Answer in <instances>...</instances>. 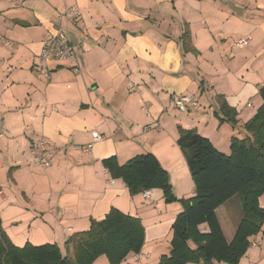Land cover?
<instances>
[{
    "label": "crops",
    "instance_id": "obj_1",
    "mask_svg": "<svg viewBox=\"0 0 264 264\" xmlns=\"http://www.w3.org/2000/svg\"><path fill=\"white\" fill-rule=\"evenodd\" d=\"M71 7L80 15L75 22L65 16ZM58 27L79 71L52 62L46 79L37 58ZM240 39L248 40L242 48L235 46ZM263 86L264 0H28L20 7L0 0L3 232L15 247L56 245L66 255L72 234L116 209L144 228L140 253L120 264H158L170 252L181 204L166 203L159 189L146 190L147 199L146 191L131 196L102 162L114 158L122 166L152 154L176 200L190 199L195 187L178 128L196 131L228 155L230 139L245 137L244 124L262 105ZM173 95L191 96L194 104L178 111ZM219 97L235 111L234 126L221 121ZM93 131L102 140L88 152L76 149L91 142ZM40 139L53 153L47 168L30 154ZM232 200L215 210L228 244L241 218L240 199ZM259 206L264 210V195ZM198 229L207 233L205 224ZM248 242L238 264H264V224ZM92 264L108 261L100 256Z\"/></svg>",
    "mask_w": 264,
    "mask_h": 264
},
{
    "label": "trees",
    "instance_id": "obj_2",
    "mask_svg": "<svg viewBox=\"0 0 264 264\" xmlns=\"http://www.w3.org/2000/svg\"><path fill=\"white\" fill-rule=\"evenodd\" d=\"M187 50L186 36L182 39ZM262 105L244 124L245 137L230 139V153L217 151L210 141L194 130L178 128L180 148L194 183V196L176 200L167 172L149 153L132 158L124 165L114 158L102 162L112 179H121L131 196L159 189L166 203L178 201L182 211L172 226L171 249L158 264L203 263L238 264L249 247L248 238L264 224L259 198L264 195V86L259 89ZM223 119L236 124L235 111L218 98ZM240 199L241 218L230 244L224 238L215 210L231 198ZM205 224L207 233L198 226ZM192 241L195 249L187 245ZM144 243L139 219L111 209L101 221L91 220L88 230L72 234L64 243L66 255L56 245L15 247L0 226V264H92L105 256L108 264H120L129 253L138 254Z\"/></svg>",
    "mask_w": 264,
    "mask_h": 264
},
{
    "label": "built area",
    "instance_id": "obj_3",
    "mask_svg": "<svg viewBox=\"0 0 264 264\" xmlns=\"http://www.w3.org/2000/svg\"><path fill=\"white\" fill-rule=\"evenodd\" d=\"M13 5L20 7L28 0H6ZM65 16L70 22H75L79 15V12L75 7H71L65 13ZM247 39H240L236 42L235 46L242 48L247 44ZM7 45H10L9 42H6ZM37 61V69L41 70L44 78H49L48 65L52 62H68L73 64L72 71L78 73V67L76 66V53L74 47L67 39L64 31L61 27H58L53 33H48L44 40L41 43L39 55ZM173 106L181 112L186 111L187 105H193V97L186 95H173L171 97ZM156 124H154L155 126ZM91 142L83 147L76 146V149H79L83 152H88L92 145L98 143L102 140V136L93 131L91 133ZM30 154L34 160L39 164L41 168H47L52 165L53 153L48 149L46 141L40 139L32 144L30 148ZM0 196H2V191H0ZM145 199L149 197V192L146 191L143 193Z\"/></svg>",
    "mask_w": 264,
    "mask_h": 264
},
{
    "label": "rangeland",
    "instance_id": "obj_4",
    "mask_svg": "<svg viewBox=\"0 0 264 264\" xmlns=\"http://www.w3.org/2000/svg\"><path fill=\"white\" fill-rule=\"evenodd\" d=\"M233 200H232V203H237V201H238V196H235L234 198H232Z\"/></svg>",
    "mask_w": 264,
    "mask_h": 264
}]
</instances>
